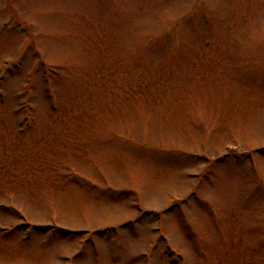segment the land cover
I'll return each mask as SVG.
<instances>
[{"label": "rangeland", "instance_id": "rangeland-1", "mask_svg": "<svg viewBox=\"0 0 264 264\" xmlns=\"http://www.w3.org/2000/svg\"><path fill=\"white\" fill-rule=\"evenodd\" d=\"M0 264H264V0H0Z\"/></svg>", "mask_w": 264, "mask_h": 264}]
</instances>
